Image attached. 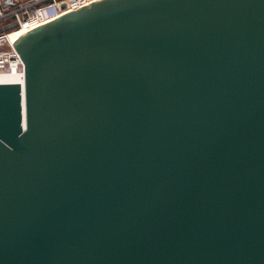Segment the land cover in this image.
Returning a JSON list of instances; mask_svg holds the SVG:
<instances>
[{
    "label": "water",
    "instance_id": "water-1",
    "mask_svg": "<svg viewBox=\"0 0 264 264\" xmlns=\"http://www.w3.org/2000/svg\"><path fill=\"white\" fill-rule=\"evenodd\" d=\"M10 41L0 264H264V0H93Z\"/></svg>",
    "mask_w": 264,
    "mask_h": 264
},
{
    "label": "built area",
    "instance_id": "built-area-1",
    "mask_svg": "<svg viewBox=\"0 0 264 264\" xmlns=\"http://www.w3.org/2000/svg\"><path fill=\"white\" fill-rule=\"evenodd\" d=\"M92 1L0 0V75L14 73L17 80L11 83L22 85L24 82L23 62L10 41L15 35ZM62 3L64 7L61 8ZM13 23L15 27L4 30L5 26Z\"/></svg>",
    "mask_w": 264,
    "mask_h": 264
},
{
    "label": "bare ground",
    "instance_id": "bare-ground-1",
    "mask_svg": "<svg viewBox=\"0 0 264 264\" xmlns=\"http://www.w3.org/2000/svg\"><path fill=\"white\" fill-rule=\"evenodd\" d=\"M17 78L14 73L10 74H5V75H0V83H11V82H16Z\"/></svg>",
    "mask_w": 264,
    "mask_h": 264
}]
</instances>
